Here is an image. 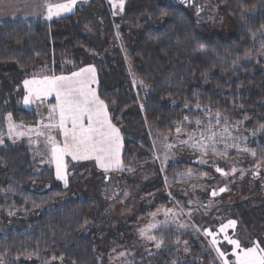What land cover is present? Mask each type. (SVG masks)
I'll list each match as a JSON object with an SVG mask.
<instances>
[{
	"label": "trees",
	"instance_id": "obj_1",
	"mask_svg": "<svg viewBox=\"0 0 264 264\" xmlns=\"http://www.w3.org/2000/svg\"><path fill=\"white\" fill-rule=\"evenodd\" d=\"M218 2L235 26L231 36H203L191 15L178 6L160 0H126L120 16L122 36L117 35L119 47L101 54H96L91 38L84 34L87 31L80 17L102 14L103 28L95 25V36L110 39L116 30L105 0H92L76 13L52 20L1 22L0 135L7 113L17 121L36 122L33 114L16 105L21 94L16 88L30 69L55 63L65 64L69 71L72 66L93 64L99 96L124 136L127 172L143 169L152 159L155 136H169L177 126L186 129L216 113L251 138L247 143L255 156L249 168L256 161L264 165V0ZM126 43L129 47H123ZM0 161L4 164L0 168V212L42 211L31 229L15 228L0 236L2 264H57L58 258L63 264H107L94 236L81 235L91 217L89 200L71 199L43 210L68 193L54 182L53 170H36L25 142L1 146ZM186 164L180 161L166 170L157 169L155 178L141 184V195H163L158 203L167 204L168 185H179L175 176ZM34 183L46 185V189H29ZM256 201H243L232 210L249 235L263 238L264 208ZM173 232L170 238L164 236L165 248L150 258L152 263L164 264L173 258L178 236L192 240L190 234ZM123 244L110 235L106 246L111 251ZM203 256L206 264L213 253Z\"/></svg>",
	"mask_w": 264,
	"mask_h": 264
},
{
	"label": "rangeland",
	"instance_id": "obj_2",
	"mask_svg": "<svg viewBox=\"0 0 264 264\" xmlns=\"http://www.w3.org/2000/svg\"><path fill=\"white\" fill-rule=\"evenodd\" d=\"M78 1L82 0H77L71 12L62 13L60 16H54L53 18L76 13L86 7L87 5H84V2L89 0L83 3H78ZM105 1L109 8L113 7V0ZM52 3L58 4L53 1ZM160 3L172 4L187 11L199 26L203 36L228 37L235 33V26L219 5L218 0H160ZM34 8L26 9L27 13L13 15L17 16L15 21H34L39 16V13L35 12ZM113 9L115 11L112 12L115 34L110 39L103 40L98 36L95 37L97 33L91 32L94 35V38H91V44L96 54L111 53L119 47L117 35L120 38L122 36L120 33L122 22L116 14L120 11L119 8L113 7ZM34 12L37 14H34ZM41 14L43 15V13ZM96 17L92 15L89 19H84L83 27L86 26V29L89 28V30L90 27L94 28L97 25L99 15L96 14ZM9 21L12 20L8 18L2 20V22ZM126 45L129 47L128 43L124 44L123 47H126ZM89 66L95 69V82L91 83L90 87L95 90L97 96L101 99L98 92L97 70L93 64L68 67L69 71H67L65 64L56 66L55 63H48L30 69L16 88V91H21L20 96L16 100L17 107L33 114L36 122L27 124L17 121L12 113H7L4 117L3 130L0 135L3 143L0 144V147L8 142H25L32 159L36 162V170L51 168L54 172V182H59L61 188L68 191L64 198H61L55 204L46 206L43 210L59 206L71 199L89 200L92 204L91 217L81 235L91 234L94 236L97 249L104 254L102 255V260H105L107 264H154L150 261V258L165 248L164 236L170 238L169 233L173 231L180 232V234L186 236L190 234L192 235V240H184L182 236H178L179 238L175 241L178 251L177 253L175 252L169 262L164 264H177L183 261H187L189 264H204L205 256L203 255L210 252L213 253V256L210 258L209 263L206 264H223L215 248L210 244L211 237L204 235V229H210L217 233L220 249L225 253L229 264H234L233 246L227 244L223 238L224 234L219 233L220 225L227 224L230 220L235 221L236 224L234 228L226 229V232L231 238L238 239L242 248L252 247L256 242H258L260 247H264V237L257 238L249 235L244 225L233 215L232 210L236 204L246 200H251L255 203L258 200L261 202L259 206L261 205L264 208V165H260L256 161L249 168L248 164L252 163L250 159L255 155H252L253 149L248 147L249 143L247 142L251 138L245 135V130L234 125L227 118V127L231 135L224 133L223 142H218L216 149L218 152H224L225 143L239 144V148H228L227 156L223 157L217 156L211 151L206 156H202L200 152L194 151L190 146L179 143L180 140H187L189 133H194L198 139L199 133L204 126H207L210 122L215 125L216 114L213 116L205 115L204 119L200 120L202 122L201 126H197L195 122L193 125L186 126V129L181 126L182 132L179 134L174 130V133L169 136H155L152 143V159L143 165V169L136 172H127L125 167L123 170L105 172L97 165L94 159L74 161L68 155L64 157L67 165L68 185L65 187L63 181L56 178L55 163L51 161L50 146H48L45 136H38L36 131H30V129H38L49 134V130L44 125L50 123L48 119L49 111L50 106L56 104L55 94L53 93L50 96L34 100L30 104L25 105L23 100L27 92L23 81L34 78L42 79L44 76L52 75L69 76L71 73L79 72L80 69ZM57 67L61 70H56ZM107 110L111 123L120 130L122 137L120 154L123 161L124 136L120 126L114 122L108 105ZM9 115H11V122L18 126L15 131L25 132L26 135L20 137H17L15 133L9 135ZM224 118L226 117L220 115V125L214 128L218 133L222 132L225 126ZM55 119H59L58 113ZM50 134L55 136L62 145L64 137L61 130L53 128L50 130ZM165 137H167L166 140L164 139ZM165 144H172L174 147L166 149ZM244 149L252 151H244ZM166 154L168 155L167 161L164 159ZM201 159L206 160L207 163H200ZM180 161L188 163L186 164L187 168L184 170L181 167L180 172L185 173L191 169L193 174L191 176L177 174L175 177L178 179L177 183L179 185L174 187H172L174 184L169 183L167 176L165 177V181L168 180L166 182L170 184L168 185V194L164 195V197L169 199L167 204L161 206L158 203L163 195L157 194L152 197H143L141 195V184L155 178L158 172L157 169L161 170L163 168V170H166L170 165ZM193 165L195 167H192ZM3 166V162L0 161V168ZM199 167H202L203 171ZM217 167L223 168L229 175L224 176L216 172ZM233 167L237 169L235 173L231 172ZM48 185L51 187L54 186V183L52 182ZM28 188L34 191H43L46 189V185L34 183ZM220 188H226V191L220 192ZM213 191L217 195L213 196ZM166 210H170L167 216L165 215ZM190 211L191 215H189ZM41 212V210L8 214L0 212V236L15 228L22 230L31 229L34 227ZM153 213H156V215L153 216ZM165 221L167 222L164 223ZM153 223L157 224V227L151 229L148 235H154L158 240H162V246L159 249L155 247V241H149L146 236L142 237L140 235L141 229H146L149 224ZM180 224H187L188 227L181 228L179 227ZM110 235H114L120 241H123L122 248L108 251L106 243ZM185 247H187V251L184 250ZM122 252L125 253L124 256L120 255ZM195 255L199 256L195 257ZM0 264H2L1 261ZM57 264H63V260L58 258Z\"/></svg>",
	"mask_w": 264,
	"mask_h": 264
},
{
	"label": "snow or ice",
	"instance_id": "obj_3",
	"mask_svg": "<svg viewBox=\"0 0 264 264\" xmlns=\"http://www.w3.org/2000/svg\"><path fill=\"white\" fill-rule=\"evenodd\" d=\"M77 0H68L67 3L52 4L46 2L44 7L46 9V18L52 19L54 16H60L62 13L71 12L76 5ZM125 0H113V7H118L123 11ZM115 14V13H114ZM243 15V12L241 13ZM95 82V69L91 66L80 69L79 72H73L69 76H44L42 79L24 80V88L27 95L24 96L23 103L30 104L34 100H39L47 96L55 94L56 104L50 106L49 121L50 123L44 125L49 130V134L41 132L38 129H30L36 131L38 136H45L48 146H50V158L55 163L56 178L63 181L65 187L68 185L67 165L64 157L70 155L72 160H89L94 159L97 165L105 172L114 170H123L125 165L121 159L120 150L122 148V137L120 130L111 123L107 105L105 101L101 100L94 89L90 87L91 83ZM141 84L143 82L141 81ZM187 106V105H186ZM199 107V105H197ZM58 113L59 119L56 120ZM225 119V126L223 131L218 133L214 128L220 125V113H216L215 125L211 122L203 127L199 133V138H196L194 133L188 134L187 140H180L181 145H188L194 151H198L202 156H206L209 151L215 153L217 156H227L228 148H239V144L225 143V151L218 152L216 144L223 142L224 133H228L227 118ZM184 120H188L184 117ZM182 123V122H181ZM190 123V122H189ZM197 126H201V121H195ZM18 126L11 122V115H9V135L15 133L17 137L26 135L25 132H16ZM264 127V126H262ZM57 128L62 131L63 143L62 145L57 141L55 136L50 134V130ZM176 133L182 132V127H176ZM165 140L167 137L164 138ZM3 139L0 138V144ZM174 145L165 144L166 149H172ZM244 151H252L244 149ZM255 155V152H252ZM165 161L168 160V155H165ZM200 163H207L206 160L201 159ZM163 171V168L161 169ZM237 169L233 167L232 173ZM216 172L224 176L229 175L223 168L217 167ZM193 173L189 169L180 175L191 176ZM207 175V174H205ZM226 191V188H220V192ZM215 196L217 193L212 192ZM168 211H165L167 216ZM153 216L156 213L152 214ZM191 215V211L189 212ZM165 221L164 223H166ZM236 222L228 221L227 224H221L219 233L224 234V240L227 244L233 246L232 255L235 257L234 264H264V247H260L258 242L252 247L242 248L238 239L231 238L226 229L234 228ZM157 227V224H149L146 229L140 230V235L149 241H155V247L161 248L162 240H158L154 235H148L151 229ZM179 227L186 228L187 224H180ZM204 235L211 237L210 244L215 248L219 258L223 264H229V260L225 253L219 247L217 233L210 229L203 230ZM187 244V242H185ZM187 251V247L184 249ZM124 256L125 253H120Z\"/></svg>",
	"mask_w": 264,
	"mask_h": 264
},
{
	"label": "crops",
	"instance_id": "obj_4",
	"mask_svg": "<svg viewBox=\"0 0 264 264\" xmlns=\"http://www.w3.org/2000/svg\"><path fill=\"white\" fill-rule=\"evenodd\" d=\"M52 1L54 3H61V2H67L68 0H0V22H2V20H5L6 18H8L9 20L15 21L16 20L15 18H17V16H13V15L27 13L26 9H28V8L31 9L32 7H35L34 11L35 12L37 11V13H39V16L34 21L49 20V19L46 18V15H45L46 14V9H45L44 5H45L46 2L52 3ZM84 1H86V0H82L80 2L78 1V3H83ZM91 1L92 0L84 2V5L85 4L88 5ZM83 8H85V7H83ZM108 9H109L111 17L113 18V16H112V12L114 11L113 7L109 8V6H108ZM35 12H34V14H37ZM41 13H43V15ZM116 14H117L118 17H120L121 14H122V11H119ZM101 16H102V14H99V20H97L98 21L97 24H98V26L103 28V24H102L103 23V19H102ZM61 17H63V16H61ZM58 18H60V17H58ZM52 19H56V18H52ZM52 19H50V20H52ZM84 19H87V16L85 14H84V16L80 17V23L81 24L83 23ZM34 21H31V22H34ZM83 28L85 29V31L88 30L87 33L84 32L85 35H88V37H90V38H94L93 37L94 36L93 33L96 34V32H95L96 29L95 28L90 27V30H89V28L86 29L87 28L86 26L83 27ZM91 32H93L92 36L89 35V33H91ZM103 37H105V36H103Z\"/></svg>",
	"mask_w": 264,
	"mask_h": 264
}]
</instances>
